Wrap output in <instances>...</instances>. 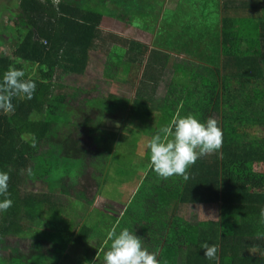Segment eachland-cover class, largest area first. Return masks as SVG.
I'll return each mask as SVG.
<instances>
[{"label": "trees", "instance_id": "16d2710c", "mask_svg": "<svg viewBox=\"0 0 264 264\" xmlns=\"http://www.w3.org/2000/svg\"><path fill=\"white\" fill-rule=\"evenodd\" d=\"M223 4L218 30L210 34L206 42L219 59L212 79L197 76L193 82L192 78L183 84L179 95L185 98L181 101L177 93H167L160 99L156 115L144 93L137 92L130 101L119 100L120 107L127 112L117 121L119 126H105L101 122V129L114 126L119 131L121 127L122 131H139L135 136L128 135L132 150L127 156H134L142 135L151 136L177 113H193L201 120L212 117L220 122L221 154L199 158L188 169L187 180L178 176L171 178L170 183L174 191L179 192L180 199L174 201L172 220L164 221L162 211L150 212L142 205L139 207L144 209L138 210L131 206L133 200L120 215L117 203L112 208L92 205L94 196L102 193L103 185L109 181L117 184L118 179L121 180L120 175L127 168L119 164L126 154L116 153L114 142L95 151L101 164L95 157L89 159V153L94 152L95 136L90 132L91 127L87 130L88 125L84 127L79 119L73 118L77 108H85L96 98H104L108 105L118 100L111 91L92 98L89 96L92 89L71 82L66 84L67 77H64L83 74L93 67L104 90L114 82L111 79L116 75V68L112 63L121 55L118 43L125 45V53L129 55L136 50L143 55L146 45L99 28L101 12L112 13L107 3L21 1L20 15L15 18L26 26L23 23L17 35L5 31L7 40L0 35V74L9 66L24 68L26 77L35 80L36 90L31 100L13 97V113L0 111V170L9 171L8 190L13 201L12 206L0 214L2 236L14 228L20 232L27 220L38 217L42 221L58 213L70 220L71 212L77 213L79 209L76 210L73 202L81 192L85 204L77 213L74 227L66 224V235L59 230L65 244L57 251L58 255L54 251L41 253L39 247L35 258L40 264H63V259L69 255H74L77 264H104V252L109 244L107 232L112 229L118 232L124 227L133 230L150 251H156L161 264H264V239L261 238L264 237V170L256 168L264 163V0H256L258 6L250 11L256 22L246 25L249 22L245 21L243 26L234 23L236 18L229 15L230 10L240 5L233 3L229 8ZM112 15L123 16L121 12ZM6 43L10 46L7 50ZM191 56L200 59L202 51L195 50ZM62 86H67L68 90L55 89ZM94 89L102 93L97 83ZM80 111V118L86 121L87 113ZM63 113L67 114L61 116ZM127 119L134 123L126 125ZM101 132L106 134L105 130H100V136ZM32 137H35V146ZM55 154L81 161L89 159L85 161V176L78 177L75 187L67 185L65 192L46 191V188L27 190V180L36 175L45 178L43 173L47 170L43 171L41 162L57 158ZM96 162L100 166L95 167ZM28 168L32 171L30 176ZM112 171L116 175L109 176ZM111 190L116 194L118 187L115 185ZM158 196L157 192L153 195L154 206L161 205ZM185 200L192 206L200 205L201 212L196 211L199 215L188 219L177 215L180 202ZM212 206L217 211H212ZM61 220L64 221V217ZM205 242L218 244L215 261L204 258L200 245Z\"/></svg>", "mask_w": 264, "mask_h": 264}, {"label": "crops", "instance_id": "0c3cea01", "mask_svg": "<svg viewBox=\"0 0 264 264\" xmlns=\"http://www.w3.org/2000/svg\"><path fill=\"white\" fill-rule=\"evenodd\" d=\"M21 1L22 0H0V10L2 8L14 9V11H17L14 16L15 18L19 14L18 3H21ZM106 1L107 0H95V3H105ZM174 1L173 4H169L167 0H114L113 2H115L114 4L116 5L115 8L112 6L113 2H106L112 13L121 12L123 16L119 18L112 15V13H104L101 16L99 28L104 31L116 33L124 39H130L134 42L146 45L143 55H139L137 50L132 55H129L125 53V45L123 43H118V47L121 49V55L117 56L116 62L112 63L116 68V75L111 81L124 84L129 82L131 86L134 85L133 95H129L130 93H114L118 100L117 105L108 108L117 109L109 111L111 113H116L119 119L126 114L124 108L119 106V100H126V102L130 101L136 96L137 92L144 93L147 104L150 106L152 113L156 115L160 107L158 103L167 93L173 92L179 95V91L182 90L181 86L188 83L192 78L191 82H193L198 78L197 76L203 77V80H207V78L212 79L214 65L219 63L217 53L213 52V59H211V48L204 50L200 45L203 42L206 43L209 35H212L218 30L217 27L220 23L221 9L224 7H222V3H224L223 5H228L229 8L233 3L242 6L232 9V11L230 10L229 15L234 19L236 18V21L233 20L234 23L242 25L243 22L248 21L249 23H246V25H252L256 22V19H253L255 16L254 13L250 15V11L258 6L256 5V0H216L218 17H213L209 21H206V15L208 13L205 7L206 0H194L193 3L188 6V9H186V6L181 7L183 10H181L179 6L184 0ZM167 10H169L168 15ZM150 17L152 18L151 20ZM108 19L122 23V29L117 32L106 29L105 23ZM167 32H170L171 35ZM0 35H2L5 40L8 39V36L1 31ZM188 37H190V40ZM193 41L196 43L192 44ZM198 49L210 54L208 62L204 61L202 58H192V53ZM99 54L102 56L100 52ZM139 86L140 88L136 90ZM179 96L180 101L185 98V96L183 98L181 93ZM169 98L172 99L173 96L170 95ZM77 112L80 113L81 111L79 110ZM119 119L117 121H119ZM134 121L137 122L138 119L135 117ZM103 124H105V122H103ZM113 125L115 124L113 123ZM122 130L123 127L120 128V131ZM149 138V135H142L140 142H138V146L144 148V152L138 153L137 155L134 154V163H136V167L134 166L130 169V176L133 175L135 178L131 184L127 185V181H124L122 178V175L128 169L122 171L120 175L121 180L118 179L116 184L118 192L115 194L117 195V199L120 192L123 191V197L121 196L122 198L120 199L122 203H115L119 205V215L127 208L130 201L133 200L134 204L132 203L131 206L136 207L138 210L144 209L139 207L142 205L150 212L162 211L163 216L161 219L164 221H171L174 217L172 213L174 201L180 199V196H177L179 192L174 191L173 185L170 183L173 176L163 179L148 167L149 153L145 148V143ZM117 177L119 176L117 175ZM124 183L126 186H124ZM156 192L159 195L158 200L161 203L160 206H154L156 201L153 195ZM195 211L201 212L200 205L194 204L192 206V204H189L185 200L184 202H180L177 215L180 218L188 219L197 214ZM212 211H217V208L212 206ZM153 214L155 215V213ZM52 215V219L44 218L42 221L40 217L32 221L27 220L25 228L22 227L20 232L14 228L2 236L0 238V256H4L5 260H0V264H18L12 262L14 259H16V262L21 261L20 264H40L37 261H31V259H34L38 254V250L31 248V243L40 247L42 249L41 253L51 254V252L54 251L56 255H58L57 251L65 244L63 242L64 239H60L59 237V230H63L64 235H66V224H70L74 227L76 220H68L62 214L59 216L58 213ZM63 217L64 221L61 220ZM55 221L58 222L57 229L52 228V223ZM60 226H62V228H60ZM24 229L30 231V233L24 235ZM70 247L72 248L73 245ZM70 247H68V249H70ZM63 262L77 264L74 255H69L67 258H64Z\"/></svg>", "mask_w": 264, "mask_h": 264}, {"label": "clouds", "instance_id": "9594fccd", "mask_svg": "<svg viewBox=\"0 0 264 264\" xmlns=\"http://www.w3.org/2000/svg\"><path fill=\"white\" fill-rule=\"evenodd\" d=\"M36 90V82L26 77L24 68L9 66L0 74V111L13 113V97L31 100ZM222 128L220 122L212 117L201 120L193 113H177L171 121L160 126L145 143L149 153L148 167L159 177L172 176L189 178L188 169L206 154H221ZM35 137L32 145L35 146ZM30 176L32 171L26 169ZM9 171L0 170V214L13 204L9 193ZM264 239V237H261ZM109 241L104 252V264H161L156 251H150L145 242L133 230L124 227L107 232ZM204 258L215 261L218 256V244L202 243Z\"/></svg>", "mask_w": 264, "mask_h": 264}, {"label": "rangeland", "instance_id": "374dc122", "mask_svg": "<svg viewBox=\"0 0 264 264\" xmlns=\"http://www.w3.org/2000/svg\"><path fill=\"white\" fill-rule=\"evenodd\" d=\"M114 0H107L106 2H113ZM169 4H173L175 1L174 0H167ZM194 0H184L180 3V8L181 7H185L186 9H188V6L191 5L193 3ZM105 2V3H106ZM115 2L112 3V6L115 8L116 5L114 4ZM20 7V11H21V3H18ZM148 4V1H147ZM15 5V4H14ZM16 6V5H15ZM95 7V6H93ZM177 7V4H176ZM205 7L206 10L208 11L207 15H206V21H209L211 18L213 17H218V12H217V1L216 0H206L205 3ZM96 8V7H95ZM98 10V8H96ZM102 10V8H101ZM181 10H183L181 8ZM17 11H14V9L10 10V9H5L2 8L0 10V31L2 33H4L6 31V33L9 34H14L17 35L20 31H21V25L24 23L21 19L15 18L14 16L16 14ZM102 15L106 12H101ZM198 13V12H197ZM18 14V13H17ZM169 14V10H167V15ZM175 14V13H174ZM20 15V13H19ZM18 15V16H19ZM106 15V14H105ZM104 15V16H105ZM152 18L150 17V20ZM17 21V22H16ZM133 21V20H132ZM173 21V19H172ZM5 23V24H3ZM9 23V24H7ZM4 25V26H3ZM24 25L26 26V24L24 23ZM2 26L4 29H2ZM166 26V25H165ZM164 26V27H165ZM105 27L106 29H111L114 30L115 32L120 31L122 29V23L115 21V20H110L108 19L105 23ZM164 31V30H163ZM168 34L171 35L170 32H167ZM5 34V33H4ZM190 40V37H188ZM196 42L193 41L192 44H195ZM204 50L205 48H210V44L207 43H201L200 45ZM9 44L6 43V50L8 49ZM213 52L210 54H207L205 51L203 53L202 51V59L204 61H209V56L211 59H213ZM93 67H89L88 70L83 73V74H71L70 76H64L67 77L66 78V84L68 83H75L78 85H82L87 89H92V93H90V97H94L98 94H102L105 95L107 91H111L113 93H122V94H128L129 95H133V90H134V85L131 86V84H129V82H127L126 84L124 83H118L117 81H114L110 86H106V89L103 90L104 88V84L102 82H99L98 80H96V76L98 75V72L95 69H92ZM97 83L98 84V89L102 92V93H97L98 91L96 89H94V84ZM55 89L59 90V91H66L68 90V87L66 86H62V87H56ZM82 96L78 97V99L81 100ZM109 101L112 100L108 99ZM115 102V101H114ZM112 102V103H114ZM106 105V107H105ZM113 105H117V102H115L114 104H107L105 103L104 98H96L95 100H93L92 103H90V105H86L85 108H77L76 110H82L83 113H87L88 119L86 121H84V117L80 118V115L78 112H75L76 114H74V120L79 119L80 123H82L84 127H86L87 125V130H89L90 128V132L95 136L93 138L94 140V152H91V154L89 153V155H91L89 157V159H91L92 157L96 158V161H98L100 164L101 162L98 160V155L96 154V150L99 149H103L104 145L109 144H113L114 142L116 143L115 148H116V153L120 154H126L124 155L125 157L121 159L119 166L123 167V168H127L128 170L122 175V178L124 181H127V185L131 184L133 179L135 178L133 175L130 176V169L132 167H134L136 165L135 162V156H127V154L131 153L132 150V144L129 145L131 142L127 140L128 135L130 133H133L134 136L135 134H139V131H135V130H127L124 129V131H122L120 133V131L116 130V128L113 126V128L109 129L108 127L105 129H101L100 127H102V123L101 122H105L104 125L108 126V125H112L113 123L115 124V126H119V123L117 122V120L119 119L117 117L116 113H111L109 110H117L115 108H108V107H113ZM122 105L121 102L119 104V106ZM86 109V111H85ZM126 111V110H125ZM127 113V112H125ZM130 113H134V112H130ZM67 114V113H66ZM65 113H63L61 116H65ZM71 114H69V116H71ZM85 115V114H84ZM126 115V114H124ZM116 116V117H113ZM132 122V123H131ZM130 120H126L125 124L126 125H132L134 123V121ZM150 121L147 122V125L149 124ZM97 124H101L97 125ZM125 125V126H126ZM124 126V127H125ZM104 127V126H103ZM100 130H105L106 134L102 135L101 132V136L99 135ZM143 141V140H142ZM140 142V139H139ZM97 147V148H96ZM144 152V148L138 146L136 153H134L135 155H137L138 153H142ZM57 155V158L52 157L50 159L46 158L41 162V168L44 169L43 171H45V173H43V175H45V178L43 179L42 177L38 178V176L36 175V177H34V179H29L26 182V189L27 190H44V188H46V191H51V192H65L67 191V185H71V188L76 186V180L78 181V177H80L81 175L85 176V170H86V166H85V161L84 160H80V159H74V158H70L69 156L67 157V155H63V154H55ZM102 157H104L103 155H100ZM86 162H88V160ZM97 163V162H96ZM97 163V165L95 167L100 166V164ZM136 167V166H135ZM256 168L258 170H264V163H260L256 166ZM78 173L79 176L77 175ZM112 174L116 175L113 171L109 173V176ZM118 178V177H117ZM40 181V182H39ZM66 181V183H65ZM116 185V181H109L107 182L105 185L102 186V193L99 195H95L92 201V205H96V206H100V207H107V208H112V204H114L116 201L118 204H121V198L123 197V191L120 192L119 197L114 196V192L111 190V188L113 186ZM111 186V187H110ZM124 186H126V184L124 183ZM79 193V192H78ZM122 196V197H121ZM77 199L73 202V204H76V210L79 207V209L77 210V213H80L82 211V206L85 204V200L83 199V195L80 192L79 195H77ZM82 198V200H81ZM91 205V206H92ZM196 212V211H195ZM76 212H71L70 216L68 217L70 220H76V218L78 219V214ZM191 213V212H190ZM193 214V211H192ZM74 222V221H72ZM58 227V222H53L52 223V228L53 229H57ZM51 228V227H48ZM30 231H26L24 229L23 234L27 235L29 234ZM16 235V234H14ZM2 237V234L0 233V238ZM35 238V237H34ZM31 248L37 250L39 247L34 244L31 243ZM41 257V254H40ZM0 260L4 261L5 257L4 256H0ZM31 261H37L36 258L31 259ZM12 262L14 263H18L20 264L21 261L16 262V259H14ZM38 262V261H37ZM56 264H58V262H56ZM63 264H68V263H64ZM79 264V262H78Z\"/></svg>", "mask_w": 264, "mask_h": 264}, {"label": "built area", "instance_id": "2783aa9c", "mask_svg": "<svg viewBox=\"0 0 264 264\" xmlns=\"http://www.w3.org/2000/svg\"><path fill=\"white\" fill-rule=\"evenodd\" d=\"M58 0H52V2L56 3Z\"/></svg>", "mask_w": 264, "mask_h": 264}]
</instances>
